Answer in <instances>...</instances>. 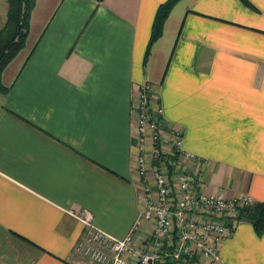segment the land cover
Returning <instances> with one entry per match:
<instances>
[{"label":"crops","instance_id":"1","mask_svg":"<svg viewBox=\"0 0 264 264\" xmlns=\"http://www.w3.org/2000/svg\"><path fill=\"white\" fill-rule=\"evenodd\" d=\"M167 1H34L0 75V264H101L75 249L83 210L127 233L142 205L143 82L163 109V141L176 127L193 155L179 169L200 171L206 192L264 202V0H176L145 56ZM217 253L216 264H264V232L240 219Z\"/></svg>","mask_w":264,"mask_h":264},{"label":"built area","instance_id":"2","mask_svg":"<svg viewBox=\"0 0 264 264\" xmlns=\"http://www.w3.org/2000/svg\"><path fill=\"white\" fill-rule=\"evenodd\" d=\"M134 107L133 164L142 201L138 215L123 237H115L95 226L91 213L83 210L76 251L101 264H216L219 244L236 228L239 211L253 203L251 197L206 192L200 188V171L179 169L178 158L193 155L182 149V132L176 127L163 141V109L153 105L148 82L139 85Z\"/></svg>","mask_w":264,"mask_h":264},{"label":"trees","instance_id":"3","mask_svg":"<svg viewBox=\"0 0 264 264\" xmlns=\"http://www.w3.org/2000/svg\"><path fill=\"white\" fill-rule=\"evenodd\" d=\"M34 1L35 0H7L6 20L4 25L0 28V75L4 66L24 45ZM175 1L176 0H168L157 9L145 56L149 54L152 43L159 36L161 24ZM242 1L247 4L246 0ZM0 91H6L1 81ZM241 216H246L250 219L253 229L257 234L264 232V202H253L251 205L242 207L239 211V218Z\"/></svg>","mask_w":264,"mask_h":264},{"label":"water","instance_id":"4","mask_svg":"<svg viewBox=\"0 0 264 264\" xmlns=\"http://www.w3.org/2000/svg\"><path fill=\"white\" fill-rule=\"evenodd\" d=\"M242 221H250V219L246 216H241L240 218Z\"/></svg>","mask_w":264,"mask_h":264}]
</instances>
